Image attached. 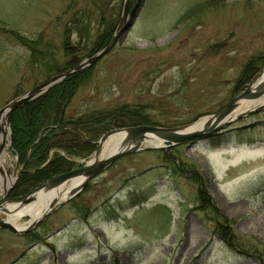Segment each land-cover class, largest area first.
Masks as SVG:
<instances>
[{"label": "rangeland", "instance_id": "obj_1", "mask_svg": "<svg viewBox=\"0 0 264 264\" xmlns=\"http://www.w3.org/2000/svg\"><path fill=\"white\" fill-rule=\"evenodd\" d=\"M138 1L128 34L90 67L66 115L129 107L136 113L119 121L141 123L100 126L90 155L67 157L75 168L93 159L111 131L216 115L264 68V0H131V8ZM123 4L0 0V109L101 50L99 37L114 28L111 41ZM239 116L190 148L152 145L118 159L24 236L1 228L0 264L264 263V109ZM172 147L177 163L198 170L200 183L190 179L195 173L174 174L164 153ZM10 149L9 173L23 172L26 163L17 165ZM39 192L10 202L27 205ZM10 209L0 218L8 220Z\"/></svg>", "mask_w": 264, "mask_h": 264}, {"label": "trees", "instance_id": "obj_2", "mask_svg": "<svg viewBox=\"0 0 264 264\" xmlns=\"http://www.w3.org/2000/svg\"><path fill=\"white\" fill-rule=\"evenodd\" d=\"M113 30L114 28H111L109 32L99 37V41H105L104 47L109 44ZM259 61H264V59L261 58ZM256 64L257 60L253 61L252 65L248 64L243 69L242 76H246L249 69H252ZM91 69L87 68L68 76L42 96L28 101L13 112L10 121L12 148L20 157V161L26 163V167L12 190V197L24 195L53 177L75 168V164L67 157L90 155L96 148L100 126L104 127L105 124H110L107 129L109 130L111 127L141 123L131 121L134 117L126 118L130 122L119 121L121 118L129 116L130 113H136V110H131L129 107L115 112L92 111L76 117H67V107L75 97L80 85L88 78ZM60 149L66 152L65 156L55 152ZM52 151L54 153L51 154ZM164 153L167 164L173 169L174 174L186 171L195 173L194 178L190 179L195 183H200L201 175L194 166L182 161L183 168L181 162H176L178 159L175 156L176 147L169 148ZM200 193V198L205 199V193L202 190ZM229 236L232 238L229 241L233 246L235 238L232 233H229L227 237Z\"/></svg>", "mask_w": 264, "mask_h": 264}, {"label": "water", "instance_id": "obj_3", "mask_svg": "<svg viewBox=\"0 0 264 264\" xmlns=\"http://www.w3.org/2000/svg\"><path fill=\"white\" fill-rule=\"evenodd\" d=\"M139 6H140V1H138L137 4L131 8V0H124L123 10H122V15H121L119 25L117 26L115 33L108 45H106L104 48L96 52L94 55L82 60L76 67L70 70H67L63 73L50 77L47 81L29 90L28 92L22 94L21 96L17 97L16 99L8 103L6 106L1 108L0 109V121L3 119V117H5V115L7 116V128H8L9 134H11L10 119H11L13 112L17 108H20L28 101H33L37 99L38 97L42 96L50 88L61 83L68 76L76 72L90 68L91 66L96 64L101 58H103L107 53H109L118 42H121V40L128 34V31L132 27L134 23L135 14ZM263 69L261 73L264 72ZM263 90H264V79L263 80H258V78L253 79L250 85L245 90H243L242 93L234 97L223 110H221L216 115L212 116L210 122L203 124V126L201 127L194 126L195 124H197L196 122L194 124H188L185 126H178V127H159V126L144 125V126H139V127H129L125 129H120V130H126V131L131 130V129H137L138 132L136 133V138L134 142L108 154L101 160H98V161L91 160L90 162H87L86 164L80 167L72 169L69 172L60 174L48 180L44 184L36 187V188H39L40 192H43L57 185L58 183H60V185H63L76 177L84 176V180L82 184L71 196L64 197L62 198V200L59 198H56V200H54V202H52L38 218L32 221H29L26 225H23L20 227H17L16 225H14L8 220L0 218V229L1 228L9 229L19 236H24L34 231L36 228L39 227V225L44 220V218L48 214H50L53 210H55V208L57 207L58 201H61L59 204L61 205L68 199L77 195L90 179L94 178L98 173L102 172L104 169H106L108 166L113 164L118 159L126 155L138 153L142 150L147 149V146H145V143L149 139L157 137L164 141L163 143L155 146V149L170 147V146L183 144V143H189L187 147L190 148L191 144L196 139L207 137V136H210L212 134H215L217 132L224 130L229 125V123L233 121L232 114H233L234 108L241 101L243 102V100L253 98L257 96L258 94H260ZM259 109H264V104L254 109H251L249 111L241 113L239 117L247 116ZM8 131L2 128L1 126L0 134L3 138L8 134ZM112 132L113 131L106 134L102 138V140L105 139V137ZM10 145H12L11 141H10ZM2 148H3V144L0 143V153H1ZM17 160H18L17 165H19L20 157L18 155H17ZM14 171L16 172L13 174L14 182L8 189L6 197L4 198L5 200H2L0 197V211L4 208H9L10 205H19V206L23 205L24 200L19 201V202H13V203L10 202V200L14 198L11 196L12 190L15 187L20 177V174L22 173L21 169L19 170L18 173H17V170H14Z\"/></svg>", "mask_w": 264, "mask_h": 264}, {"label": "bare ground", "instance_id": "obj_4", "mask_svg": "<svg viewBox=\"0 0 264 264\" xmlns=\"http://www.w3.org/2000/svg\"><path fill=\"white\" fill-rule=\"evenodd\" d=\"M263 79H264V72L258 76V80H263ZM263 104H264V90L253 98L243 100V102L241 101L234 108L232 115L234 116L237 115L238 113L241 114L243 112L259 107ZM211 118L212 116L202 118L194 126L201 127L203 126V124L210 122ZM0 125L2 126V128L8 131L6 115L0 121ZM137 132H138L137 129H131L127 131L126 130L113 131L100 142V147L97 150L92 160H96V161L101 160L108 154L122 147H125L126 145L131 144L132 142H134ZM163 142L164 141L162 139L154 137L152 139H149L145 143V146L147 147L152 145L157 146ZM0 143L3 144V148L0 153V197L2 200H5L4 198L6 197L7 191L14 182L13 174L9 173V166L12 165L14 162V159L11 156L9 131L4 138L0 134ZM14 170H17V168L15 167ZM83 180H84V176H79L63 185H60V183H58L57 185L49 188L48 190L40 192L37 197V200L27 205L24 204L20 206L10 205L9 208L11 209L10 212L8 213L10 215L9 216L10 218L8 219V221L13 223L17 227H20L25 225V224H20L19 222V220L23 216L25 215L29 216L30 217L29 221L38 218L43 213V211L52 202H54V200H56V198L62 200V198L64 197L71 196L80 187Z\"/></svg>", "mask_w": 264, "mask_h": 264}]
</instances>
